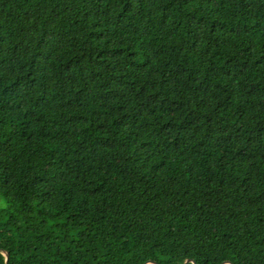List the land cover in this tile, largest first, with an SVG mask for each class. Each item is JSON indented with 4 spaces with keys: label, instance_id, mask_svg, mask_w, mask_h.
Returning a JSON list of instances; mask_svg holds the SVG:
<instances>
[{
    "label": "trees",
    "instance_id": "trees-1",
    "mask_svg": "<svg viewBox=\"0 0 264 264\" xmlns=\"http://www.w3.org/2000/svg\"><path fill=\"white\" fill-rule=\"evenodd\" d=\"M0 264H264V0H0Z\"/></svg>",
    "mask_w": 264,
    "mask_h": 264
},
{
    "label": "water",
    "instance_id": "water-1",
    "mask_svg": "<svg viewBox=\"0 0 264 264\" xmlns=\"http://www.w3.org/2000/svg\"><path fill=\"white\" fill-rule=\"evenodd\" d=\"M1 256L6 259V264H8L10 262L11 258H10L9 253H3V255H1ZM188 262L186 261L184 264H187ZM144 264H158V263L156 261H148ZM194 264H196V263L194 262Z\"/></svg>",
    "mask_w": 264,
    "mask_h": 264
},
{
    "label": "rangeland",
    "instance_id": "rangeland-1",
    "mask_svg": "<svg viewBox=\"0 0 264 264\" xmlns=\"http://www.w3.org/2000/svg\"><path fill=\"white\" fill-rule=\"evenodd\" d=\"M5 206V200L0 196V207Z\"/></svg>",
    "mask_w": 264,
    "mask_h": 264
}]
</instances>
